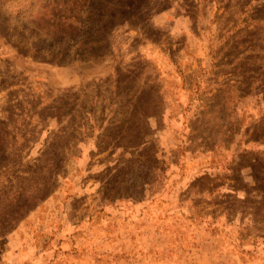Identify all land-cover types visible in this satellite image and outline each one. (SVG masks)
Instances as JSON below:
<instances>
[{"label": "rangeland", "instance_id": "1", "mask_svg": "<svg viewBox=\"0 0 264 264\" xmlns=\"http://www.w3.org/2000/svg\"><path fill=\"white\" fill-rule=\"evenodd\" d=\"M0 264H264V0H0Z\"/></svg>", "mask_w": 264, "mask_h": 264}, {"label": "crops", "instance_id": "2", "mask_svg": "<svg viewBox=\"0 0 264 264\" xmlns=\"http://www.w3.org/2000/svg\"><path fill=\"white\" fill-rule=\"evenodd\" d=\"M173 10V9H172ZM168 12L166 11V12H164L163 13V20H164V18L166 17L167 18V16H168ZM172 20H173V22H172V25H179V19H176V18H172ZM165 22V21H164ZM160 25H161V23H160ZM162 25H164V24H162ZM164 63L167 65V66H169V59H165V58H161L160 57V59L158 60V63H157V65L160 67V68H162V69H167L165 66H164ZM162 72H163V70H161ZM163 74H164V72H163Z\"/></svg>", "mask_w": 264, "mask_h": 264}]
</instances>
